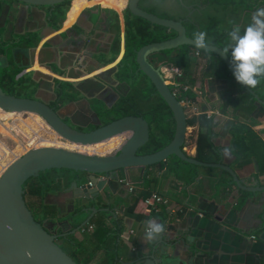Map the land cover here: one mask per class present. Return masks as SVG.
Instances as JSON below:
<instances>
[{"label":"crops","instance_id":"1","mask_svg":"<svg viewBox=\"0 0 264 264\" xmlns=\"http://www.w3.org/2000/svg\"><path fill=\"white\" fill-rule=\"evenodd\" d=\"M75 1L83 3L82 9L78 17L68 22L63 30V23ZM127 1L119 0L121 11H118L110 7L112 0H72L66 8L64 18L56 20L57 31L56 36H53L58 40L62 32L75 27L80 21L82 26L87 27L86 20L89 18L81 19L85 12L93 14L100 11L107 17L110 29L114 28V20L123 27V11H126ZM146 1L142 2L144 10L182 21L190 37L194 38V34L200 31L206 33L207 28L213 26L216 30L212 33H216L217 38L223 36L227 45L230 40L228 33L232 27L240 25L243 29L252 13L257 8H264V0H223V6L211 5L210 2L214 0ZM24 14L22 31L16 30L19 19L15 11L11 14L6 11L0 15V29L4 31V37L0 40L6 39L11 42L10 45H17L14 46L21 49L25 65L29 62L26 67L30 66L31 71L39 70V77L45 76L46 71L39 67L36 53L46 39H33L31 36L44 29L47 20L43 14L35 17L25 12ZM104 15L101 18L105 23ZM111 18L114 20L111 21ZM29 24L31 27L37 26L36 29L27 30ZM77 30L81 32L79 28ZM96 32L98 33L94 34H98V43H94V49H106L109 44L102 38L108 32L100 28ZM206 38L213 44L214 36L207 34ZM36 47L39 48L35 49ZM74 50L75 47L67 54L64 52L68 55L67 59L64 62L62 60L59 64L61 68L57 66L56 69L69 77L71 82L88 80L90 76H83L82 72L85 67L89 68V62L78 61V53H74ZM57 51L61 54L63 50L59 47ZM123 51L124 48L121 47V54ZM44 55L47 56L46 53ZM104 57L97 52L94 55L97 61ZM205 65L206 60L199 58L188 77L184 74L183 82L191 86V92H202V97L198 98L201 102H196L201 113L192 116L188 113L189 119L204 115L209 121V127L198 124L188 126L184 149L196 158L198 136L208 134L211 145L208 156L211 161L202 162L228 166L238 177L240 186L234 183L228 172L221 169L195 168L182 178L167 166L146 172L140 168L127 169L119 173L117 181L112 182L114 198L121 201L112 223H107L98 214L83 230L75 234L71 233L77 225L69 228L64 223L74 211L71 209L74 192L68 190L70 186L64 187L63 183L59 190L51 189L41 194L37 200L40 203L39 216L54 223L56 234L75 237L74 243L80 245L75 248V252L80 250L81 260L85 264H163L165 261V264H264V105L255 100L245 88V92L254 99L246 104L249 111L227 105L230 98L243 95L230 79L210 77L205 91L197 90L193 81L197 80ZM99 72L101 71L96 73ZM91 83L89 86L94 85ZM251 89L264 101V77ZM94 98L90 97L86 102L82 96H77L63 102L71 105V102L79 100V104L71 105V110L67 113L72 114L80 123L87 124L91 120L95 123L97 120L89 109ZM117 100H120L118 96L113 97V102L101 103L105 109L110 110ZM82 106L85 112L80 110ZM235 127H243L244 131L240 132ZM4 130L6 129L2 128L1 132ZM125 182L136 187L135 191L130 192ZM153 194L168 201V205L156 206L158 212L145 204V200ZM243 196L245 200L241 199ZM34 205L36 208L35 203ZM42 209L50 211V214H41ZM89 215L90 213L85 214L82 221ZM149 220L163 223L165 228L153 241H148L145 236ZM62 222L63 226L60 225ZM122 233L127 235V239L121 238ZM252 236H256V240H252ZM63 238L65 237L59 240L63 241Z\"/></svg>","mask_w":264,"mask_h":264},{"label":"water","instance_id":"2","mask_svg":"<svg viewBox=\"0 0 264 264\" xmlns=\"http://www.w3.org/2000/svg\"><path fill=\"white\" fill-rule=\"evenodd\" d=\"M66 1L68 0H7V6L9 8L18 7L30 15L37 11L46 16L45 9L54 8ZM141 2L142 0L127 1L126 11L132 18L142 19L153 26L166 29L167 33L175 34L169 40L147 44L135 51L136 73H141L146 77L172 113L175 123L172 140L159 151L142 154L140 152L150 140V125L141 115H126L103 124L98 113L89 105L97 121L94 123L91 120L84 124L76 121L72 114L65 113L71 105L76 104L77 106L79 100L71 102V105L61 104L64 107L60 110L40 97H18L14 94H7L0 86L1 109L41 117L64 142L89 147L105 143L116 137L124 138L121 146L113 154H88L62 147L33 148L6 168L0 176V264H77L65 252L62 242L59 241L61 237L66 238L67 236L56 234L52 221H38L27 205L24 185L32 178H39L46 171L68 170L76 173L68 189L74 192L71 205L74 211L70 218L64 221L69 228L77 225L71 234L83 230L98 214L107 223H112L115 211L121 205V201L114 198L115 189L112 182L117 181L119 173L127 169L140 168L146 172L157 164L166 166L170 158L176 157L196 168L224 170L232 176L234 183L240 186L238 177L228 166L222 163L202 162L186 152L184 146L189 126L187 110L168 86L160 71L161 65L168 64V61L158 58L156 61L153 60L155 56L188 46L197 51L212 53L220 58L234 77L229 54H225L222 47L212 43H209L207 48H195L193 38L188 35L187 28L182 21L146 11L141 8ZM87 17L90 19V26L97 28L102 15L98 11ZM104 19L107 20V17L104 16ZM107 36L110 34L107 33ZM5 59L6 57H3V60ZM92 81L105 85L98 77ZM75 85L77 87L79 84ZM243 87L252 94L255 100L264 105L259 95L252 89ZM82 95L83 101L90 100L89 96L83 93ZM95 100L106 104L105 99L100 96L95 97ZM90 125H95L97 128L85 131ZM241 199L245 200L244 196ZM87 213L90 215L82 221ZM60 225L63 226V222Z\"/></svg>","mask_w":264,"mask_h":264},{"label":"trees","instance_id":"3","mask_svg":"<svg viewBox=\"0 0 264 264\" xmlns=\"http://www.w3.org/2000/svg\"><path fill=\"white\" fill-rule=\"evenodd\" d=\"M135 26H137L138 28H136ZM214 30L216 29L213 26H210L207 28L206 33L209 36H214L215 38L213 41L214 45L220 46L224 49L225 47L228 46L227 42L223 40L224 39L223 36L217 38L218 37L217 34L212 33V31ZM174 35L175 34L173 32L167 33L166 29L158 26H153L142 19H138V18L133 19V22L129 24L126 33V55L124 56L119 66L120 69L119 74L121 75V79L127 82V84L131 87V92L127 97L122 98V101H119V103L117 104V106H115V108H113L112 110L106 109L104 112L101 111L100 113L101 119L104 123H109L111 120L126 115L143 116L149 122L150 125V140L140 152L142 154H148L159 151L163 147L168 145L174 135L175 123L173 121L172 113L170 112L166 103L163 101V99L157 93L155 88L149 83V81L146 79V77L143 74L138 73L135 82L134 81L130 82L128 79H126L125 74H127L131 68L132 70L135 71L137 70V65L135 63L136 50L147 44L169 40L173 38ZM3 45L4 43L0 40V46H1L0 50L2 49ZM119 46L120 44L118 43L115 48L116 55L119 53V49H120ZM199 58L205 59L206 65L203 67V70L201 71V74L197 78V80L193 81L196 85V89L205 91L207 81L210 77L214 79H227V80L230 79L233 82H235L236 86L239 88L240 92L243 95H239L235 98L233 97L230 98L229 101L227 102V105H231L232 107L238 110L240 109L245 111V109H248V107H246V104L248 102H251V100L253 101L254 100L253 97L248 92H245L244 87L235 80V78L229 72L224 62L220 58L216 57L214 54L197 51L192 47L186 46V47H180L176 50L165 52L164 54L158 56L159 60L166 59L169 64H172L173 66H177L183 69L186 77H188L191 69L193 68L194 65H196V62L197 60H199ZM9 59L10 61H13V56L10 55ZM3 72L4 71L0 69V86L3 87L4 89L5 88L3 86L4 82L5 83L8 82L9 83L8 86L10 87L8 89H5L4 91L7 94L24 96L25 94L21 90L16 89V85L19 84L18 82H16L15 78L19 73V70L10 71L8 69L7 78L9 81H7V78L4 81H2L1 77H3L5 74ZM185 97H188L189 99L194 100L197 103L201 102L198 99L199 97L191 91L182 93L179 99L183 100ZM67 99L73 100L74 97L67 96ZM247 111H249V109ZM36 119L38 121L37 120L34 121L36 123V128H38V133H41L42 135L44 133L51 131L50 127L46 125V123L43 120H40L39 117H36ZM43 124L46 127H44ZM196 124L203 127H209V121L204 115H201L199 117H192L189 119L188 121L189 126H194ZM96 128L97 126L90 125L87 131L94 130ZM237 130H240V132H242L244 131V128L238 127ZM246 130L247 128L245 127V131ZM123 140H124L123 137H116L107 141L106 143L109 149H111L110 151H112L118 148V146L121 144L120 142ZM103 144L104 143L99 144L98 146H102ZM210 147L211 145L209 141V135L206 133L199 134L197 141L196 159L199 161H206V160L211 161V159L208 156L209 150L211 149ZM105 153H107V151L103 152V154ZM166 166L168 167L169 170L174 171L179 178H182L183 175H185L186 173H190L193 169L196 168L191 164L180 161L176 157L170 158ZM156 167L162 169L164 165L157 164L149 169H154ZM75 176L76 173L72 171L51 170L42 173L39 178L30 179L24 185L26 202L28 197L32 199L33 203L36 204V208L38 211L40 203L37 202V200H39L41 194H44L45 192H48L51 189L59 190L63 183H64L63 184L64 187L66 186L69 187L70 183L75 179ZM39 180L42 181L45 185H47L45 186V188H43L42 191L40 190V183H38ZM50 184H53L54 187L51 188ZM43 208L45 209V207ZM41 214L48 215L50 214V211L48 210L43 211L42 209ZM36 219L38 221L43 220L41 216H38V218ZM59 241L62 242V248L65 250V252H67L77 264H85L84 263L85 261L81 260L80 250L75 252V248H77L79 244L76 245L74 243L75 242L74 236H69L67 238H63V241L62 240Z\"/></svg>","mask_w":264,"mask_h":264},{"label":"flooded vegetation","instance_id":"4","mask_svg":"<svg viewBox=\"0 0 264 264\" xmlns=\"http://www.w3.org/2000/svg\"><path fill=\"white\" fill-rule=\"evenodd\" d=\"M3 1H4V5H3L4 8L1 10L0 15L5 13L6 11L7 13L9 12V14L15 11L18 14V19H19L16 30L22 31V27H23L22 23H23L24 16H25L23 10L18 7L9 8L7 6V0H3ZM71 1L72 0H68L63 4L55 6L54 8L49 7L48 9H45L46 11L45 18L47 20L46 27L44 29H41L35 32V35H36V36L34 35L35 37L31 36V38L33 39L36 37H39V38L42 37V39H46L45 44L40 49H38L39 47L35 48V49H38L36 53L38 65L40 68L46 71L44 73L45 77L42 75L41 77H39V73H40L39 70L31 71L29 69L30 66L26 67V65H28L29 62L25 65L26 61H25V57L21 55V52H20L21 49L19 48L16 49L15 46L17 45L15 44L10 45L11 42H7V40L5 39V43L4 41H2L4 45L2 46V49L0 50V69H2L4 71L3 73H5L4 76L1 77L2 81H4L8 77V74H7L8 69L10 71L19 70V73L17 74L15 78L16 82H18L19 84V85H16V89L21 90L25 95L18 96V97H29V98L40 97L48 101L51 106L56 107V109H60V110L64 107L61 104L64 103L62 101H65L67 99V96L74 97V98L77 96L83 97L82 95L83 93L84 95H87L89 97H99L100 96L103 99H105L107 103V102H113V97H117L119 95L120 100H117L114 103V106L112 107L113 109L115 108V106H117L119 101H122V98L127 97L131 92V87L127 84V82L121 79V75L119 74L120 72L119 66L124 56L126 55V33L128 30L129 24L133 22L134 18H132L129 15V13H127V11H123V27L119 24L120 22L117 24L116 21L113 18H111L110 20L111 21L114 20V23H115L113 25L114 27L113 29L109 28L108 20H105L103 18L105 21L104 23L102 18H100L98 28L110 34V36H107V33H106L104 37L102 38V40L103 41L105 40L109 45L108 47H106V49L105 48L101 49V51L98 48H97L98 50L96 49L97 51L94 49V43L95 42L98 43L97 42L98 34H94V33H98L96 32L98 28H93L90 26L89 24L90 19L86 20V23L88 24L87 27H85L84 25L82 26L80 24L81 22L80 21L75 25L76 28L73 26L70 30H66L65 32H62L60 34L61 36H59L60 37L59 39H61V42L59 43L58 42L59 39L57 40V37H55L56 31H57L55 29V26L57 25L56 20L57 19L62 20V18H64L66 14L65 13L66 8L68 7ZM142 2L140 3L141 8H142ZM90 13L91 12H85L84 13L85 15L83 14L81 19L87 18V16ZM99 13L102 16L104 15L100 11ZM38 14H42V13L36 11L35 13L32 14V16L35 17V15H38ZM29 27H31L30 24L29 26H27L28 28L27 30L32 31L33 29H36L37 26L31 27V28ZM135 27L138 28L137 26ZM78 28L81 30V32L77 30ZM0 30H3V29H0ZM118 43L120 44L119 46L120 49H119V53L116 55L115 48ZM5 44L7 45V47H5ZM38 44H39V41L37 45ZM59 47H61V49L63 50L61 54L57 51ZM73 47H75L74 53H78V57H79L78 61L80 62L82 61V63L84 61L89 62V68L85 67L84 69L85 71L82 72L83 76H90L88 80L71 82L68 80L69 77L64 75V73L60 74V72L56 69L57 66L61 68L59 64H61L62 60L63 62L66 61L67 56H68L66 54ZM121 47L124 48V51L122 54H121ZM15 49L17 51L19 50V53H16ZM9 52H11V55L14 58L13 61H10L9 59V56H10ZM96 52L99 53V55H103L105 57L101 59L100 61L95 60L94 55L96 54ZM45 53L47 54V56L44 55ZM34 55L35 53L33 54V56ZM3 57H6V59L3 60ZM75 57L77 56L75 55ZM157 58L158 56H155L153 60L156 61ZM98 71H101V72L96 73ZM125 75H126V79H128L130 82H133V81L135 82L138 76L136 71L132 70V68ZM96 77H98L102 82H104L105 85L96 84L94 81H92ZM63 79H66V81H64ZM7 81H9L8 78H7ZM88 82L90 83L92 82L91 84H94V85L89 86L90 83ZM77 83L79 85L76 87L75 84ZM84 83L86 84L84 85ZM8 85H9L8 82L7 83L4 82L3 84V86L5 87L4 90L10 88ZM101 86L104 88L102 89ZM78 89L80 90V92ZM92 102L93 103L90 104L91 108L98 113V116L100 117V120L102 121L100 113L101 111L104 112L106 110L104 108L105 106L101 102H98V100H95V98L92 100ZM69 110H71V107L67 108L65 110V113H67ZM80 110L82 112H85V108H83V106L80 108ZM103 124H106V123L103 122ZM89 127L90 126H88V128L85 131H87Z\"/></svg>","mask_w":264,"mask_h":264},{"label":"clouds","instance_id":"5","mask_svg":"<svg viewBox=\"0 0 264 264\" xmlns=\"http://www.w3.org/2000/svg\"><path fill=\"white\" fill-rule=\"evenodd\" d=\"M228 36L230 40L223 52L230 55L235 80L242 86L255 88L259 78L264 77V8H257L243 29L240 25H234ZM206 37L203 31L195 33V48H207L210 41ZM164 230L163 223L149 220L145 230L146 239L153 241ZM121 238L127 239V235L122 233Z\"/></svg>","mask_w":264,"mask_h":264},{"label":"rangeland","instance_id":"6","mask_svg":"<svg viewBox=\"0 0 264 264\" xmlns=\"http://www.w3.org/2000/svg\"><path fill=\"white\" fill-rule=\"evenodd\" d=\"M147 1H149V0H147ZM146 1V2H147ZM223 0H214V2L212 1V2H210L211 3V5H217V6H223L225 3H223L222 2ZM4 1L3 0H0V12H1V10L4 8ZM143 5H144V3H143ZM220 28V27H219ZM1 32H0V37H4V31L3 30H0ZM1 39V38H0ZM3 41V40H2ZM4 43H5V41H4ZM1 47V46H0ZM5 47H7V45L5 44ZM11 51V50H10ZM9 54L11 55V52H9ZM103 107V106H102ZM188 111V110H187ZM5 112V111H4ZM5 115L6 116H3V119H8V118H10L12 115L9 113V112H5ZM19 119H23V120H25L24 121V123H25V125L26 126H24V129H23V127L22 128H18V126L16 125V123H17V120ZM33 119H35V118H33ZM41 120H43L42 118H40ZM30 121V122H29ZM14 123V128H12V129H14L13 130V134L15 135V136H17V137H11L10 136V134H7V133H5L6 132V130H4V132H0V166L1 165H3V167H5L4 168V170L14 161V160H16L17 158H19V157H21L24 153H26V151L27 150H31L32 148L30 147V148H27V146H29L28 145V141H29V139L30 138H36L37 136H36V134H38L40 137H41V133H38V128H36V123H35V121L34 120H32V119H30V117L29 116H25V117H23V118H15V121L13 122ZM31 123V124H30ZM15 125H16V127H15ZM47 125V124H46ZM3 126L5 127V124H4V122H3ZM43 126L44 127H46L44 124H43ZM6 129V128H5ZM24 130H25V132H24ZM32 131H33V133H32ZM2 133V134H1ZM44 135V134H43ZM55 135V136H54ZM52 137V139H55V138H57L58 136H57V134L53 131V134L51 135ZM39 137V138H40ZM60 139V138H59ZM124 139V138H123ZM15 140V141H14ZM61 140V139H60ZM11 141V142H10ZM19 141V142H18ZM63 141V140H62ZM124 141V140H123ZM123 141H121L120 143L122 144L123 143ZM17 143V144H16ZM119 143V144H120ZM121 144L118 146V148L121 146ZM38 145H52V144H43V143H41V144H38ZM53 145H61V144H53ZM37 146V145H36ZM9 148V149H11V151H13L14 153H15V155H11V157H10V155L8 154V153H6L7 151V149L6 148ZM60 147H64L63 145L62 146H60ZM66 147V146H65ZM101 148H102V151L104 152V151H107V153H105V154H101V155H109V154H113V153H115L117 150H118V148H116V149H114V150H112V151H110L111 149H109V147L107 146V143L105 142L102 146H100ZM86 150H88V149H86ZM86 150H84V151H86ZM9 151V150H8ZM109 151V152H108ZM8 154V155H7ZM100 155V154H99ZM14 157V158H13ZM10 160V161H9ZM3 170V171H4ZM2 170H1V172H0V175L2 174V172H3ZM38 183H40V190L42 191L43 190V188H45V186H47V185H45L42 181H40L39 180V182ZM50 187L51 188H53L54 186H53V184H50ZM42 193V192H41ZM27 204H28V206L31 208V210L33 211V213H34V216H35V218H38V216H39V214H38V211L36 210V208H35V205H34V203H33V200L32 199H30L29 197H28V199H27Z\"/></svg>","mask_w":264,"mask_h":264},{"label":"bare ground","instance_id":"7","mask_svg":"<svg viewBox=\"0 0 264 264\" xmlns=\"http://www.w3.org/2000/svg\"><path fill=\"white\" fill-rule=\"evenodd\" d=\"M122 5V4H121ZM82 6H83V3H81L80 1H75L74 2V4H73V6H72V8H71V10H70V12H69V14H68V17H67V19L65 20V22L63 23V30H65V26H67V23L68 22H71L73 19H75V18H77L78 17V15H79V13H80V11H81V9H82ZM110 7H112V8H115L116 10H118V11H121V6H120V3H119V0H112V5L110 6ZM5 110H3V109H1L0 108V132H1V130H2V128H6V132L5 133H9L10 134V136L13 138L15 135L13 134V130L15 129L13 126H14V121H15V118H23V117H25V116H29L30 117V119H32V120H37L36 119V117H39V116H37V115H34V114H24V113H14V112H9L12 116L10 117V118H6V119H3V116H5V112H8V111H5ZM33 118H35V119H33ZM39 118H41V117H39ZM17 120V119H16ZM41 120V119H40ZM24 121L25 120H23V119H18L17 120V123H16V125L18 126V128H22L23 127V129H24V126H26L25 125V123H24ZM38 121V120H37ZM44 121V120H43ZM3 122H4V124H5V127L3 126ZM30 122V121H29ZM31 124V123H30ZM16 125H15V127H16ZM12 128H14V129H12ZM24 132H25V130H24ZM32 133H33V131H32ZM53 134V130L51 131V132H47V133H44V135L42 134L41 135V137L38 135V134H36V138H30L29 139V141H28V145L29 146H27V148H41V147H60V146H64V147H62V148H66V149H70V150H77V151H80V152H85V153H88V154H103V151H102V148L100 147V146H98V145H96V146H77V145H73V144H69V143H67V142H64V141H62V140H59V139H57V138H55V139H52L53 137L51 136ZM55 136V135H54ZM58 136V135H57ZM15 137H17V136H15ZM40 137V138H39ZM52 137V138H51ZM59 138V137H58ZM15 141V140H14ZM11 142V141H10ZM19 142V141H18ZM41 143H43V144H52V145H38V144H41ZM17 144V143H16ZM53 144H61V145H53ZM65 144V145H64ZM102 144V143H101ZM37 145V146H36ZM66 146V147H65ZM7 150V152L6 153H8L9 155H10V157H11V155H15V153L13 152V151H11V149H9L8 147L6 148ZM86 149H88V150H86ZM9 150V151H8ZM30 150V149H29ZM84 150H86V151H84ZM28 151V150H27ZM26 151V152H27ZM7 154V155H8ZM14 158V157H13ZM18 159V158H17ZM16 159V160H17ZM10 161V160H9ZM15 161V160H14ZM13 161V162H14ZM12 162V163H13ZM11 163V164H12ZM4 168L5 167H3V165H1L0 166V172H1V170L3 171L4 170ZM6 170V169H5ZM4 170V171H5ZM3 171V172H4ZM3 172H2V174H3ZM1 174V175H2ZM0 175V176H1Z\"/></svg>","mask_w":264,"mask_h":264},{"label":"built area","instance_id":"8","mask_svg":"<svg viewBox=\"0 0 264 264\" xmlns=\"http://www.w3.org/2000/svg\"><path fill=\"white\" fill-rule=\"evenodd\" d=\"M160 71L168 84V86L172 89L173 93L179 98L181 97V94L184 92H189L191 90V86L188 84H185L183 82L184 79V71L180 67L173 66L172 64H162L160 67ZM195 94L201 98L202 92H195ZM183 106L185 107L187 113L192 115H197L200 112V109L198 108L196 102L194 100L189 99L188 97H185L183 100H180ZM189 116V115H188ZM126 183V182H125ZM126 186L128 187V190L130 192H134L135 188L134 186H131L130 183H126ZM145 204L148 208H152L153 211H159L156 207L157 205H168V201L165 200L163 197L153 194L150 198L145 200ZM93 227H90L92 229ZM252 240H256V236L251 237Z\"/></svg>","mask_w":264,"mask_h":264}]
</instances>
